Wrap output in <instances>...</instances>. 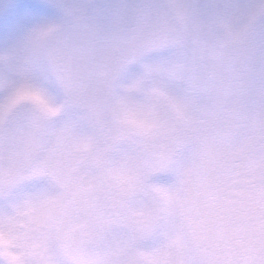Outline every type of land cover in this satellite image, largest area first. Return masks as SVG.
I'll use <instances>...</instances> for the list:
<instances>
[{
  "label": "snow or ice",
  "instance_id": "1",
  "mask_svg": "<svg viewBox=\"0 0 264 264\" xmlns=\"http://www.w3.org/2000/svg\"><path fill=\"white\" fill-rule=\"evenodd\" d=\"M0 264H264V0H0Z\"/></svg>",
  "mask_w": 264,
  "mask_h": 264
}]
</instances>
